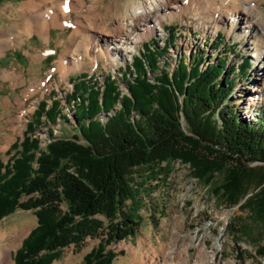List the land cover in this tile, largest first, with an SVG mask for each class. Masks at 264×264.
Wrapping results in <instances>:
<instances>
[{
  "label": "trees",
  "instance_id": "trees-1",
  "mask_svg": "<svg viewBox=\"0 0 264 264\" xmlns=\"http://www.w3.org/2000/svg\"><path fill=\"white\" fill-rule=\"evenodd\" d=\"M175 39L171 34L168 45ZM157 47L146 44L125 69L127 94L111 77L102 86L87 76L72 81L64 100L75 133L55 138L49 131L45 147L36 136L43 118L56 124L64 116L60 102H42L14 155L0 161V221L18 209L38 220L15 264H52L64 249L101 235L83 264H113L116 254L107 247L136 237L141 226L138 178L157 181L176 162L207 187L222 177L213 195L264 225V112L251 123L230 103L236 88L230 76L247 77L251 63L243 58L230 68L220 59L202 70V57L189 67L181 59L169 74L159 68L168 47ZM246 232L242 221L231 229L233 236Z\"/></svg>",
  "mask_w": 264,
  "mask_h": 264
},
{
  "label": "rangeland",
  "instance_id": "rangeland-1",
  "mask_svg": "<svg viewBox=\"0 0 264 264\" xmlns=\"http://www.w3.org/2000/svg\"><path fill=\"white\" fill-rule=\"evenodd\" d=\"M139 1L85 0L86 8L81 15L78 16L74 10L70 12L67 28L51 29L50 41L38 31L30 36L25 34L27 23L22 17L21 7L32 0H3L0 3V34L7 31L0 37V46L9 47L0 55L1 162L7 164L14 155L11 148L24 139L28 125L35 120L34 115L42 102L48 107L60 102L64 117L59 118L56 124L43 118L42 126L36 131L41 147L50 142L49 131L55 138L74 135L76 122L64 100L73 90L72 81L87 76V81L102 86L106 78L111 77L118 81L123 94H127L123 82L125 69L130 68L134 58L144 52L148 43L155 42L158 49L168 47V53L159 59V68L169 74L177 69L181 59L189 67L197 57H202L205 60L202 70L220 59L226 61L230 68L242 63L243 58L249 60L251 68L247 77L230 76L236 83L230 103L243 119L251 123L263 116L264 53L260 58L259 50H256L261 37L258 35L261 34L244 29L241 18L234 25L222 18L215 29L211 25L198 27L193 15L201 14L203 17L202 11L192 6L194 0L180 2L181 9L186 8V12L177 16L175 10H170L165 21L155 26L150 36L139 43L137 53L125 62L121 55L117 56L119 66L107 57H96V51L89 49L95 41L86 46L82 42L76 43L74 23L80 22V28L90 27L92 35H101ZM230 3H227V8ZM255 5L260 11L258 21L264 28V1L258 0ZM50 8L34 16L31 24L36 23L40 27L45 20V12ZM93 18L99 21L94 28L89 21ZM100 19H105V22ZM172 29L176 32L173 33ZM171 34L176 39L168 45ZM105 38L109 37L102 35V40ZM220 38L223 45L215 46L216 39ZM69 42L74 45L71 47ZM98 44L104 48L103 41ZM7 72L15 73V77H8ZM149 77L153 79L154 75ZM65 117L69 122L64 120ZM221 182L222 177L218 176L211 187L204 186L193 178L189 166L181 162L174 163L169 175L157 181L146 182L138 178V184L142 185L139 196L141 226L136 237L107 247L116 254L113 264H264V256L260 254L264 247V225L254 222L239 206L230 207L217 199L213 188ZM237 221L245 223L246 234H231ZM37 226L38 220L32 210L18 209L0 221V233L8 235L0 239V248L12 252L14 264L16 253ZM103 237L89 238L80 246L64 249L61 258L52 264H83L85 256L101 243ZM199 251H204V255L200 256Z\"/></svg>",
  "mask_w": 264,
  "mask_h": 264
},
{
  "label": "bare ground",
  "instance_id": "bare-ground-1",
  "mask_svg": "<svg viewBox=\"0 0 264 264\" xmlns=\"http://www.w3.org/2000/svg\"><path fill=\"white\" fill-rule=\"evenodd\" d=\"M34 1L39 3H35ZM188 1L189 0H140L121 18H118L117 21L114 22L115 24L112 26L113 29L111 27V29L107 30L108 32L105 30L107 32H104L105 34L92 35V30H89L90 27L80 28V22L74 23V38L77 44H81L82 42L84 46L90 44L92 40L93 42L95 41L94 46L90 45L89 49H94L96 51V57H107L111 59L115 65L119 66L120 63L117 56L121 55V60L125 62L128 57L137 53L139 43L145 37L150 36L155 26L160 25L163 20L165 21L166 14L170 10H175V15H183L186 12V8H184V10L181 9L179 3H186ZM197 1L199 2L196 3ZM257 1L258 0H210L209 4L205 6L208 0L203 2L201 0H194L192 6L198 11H202L204 14L203 17H200L201 14L193 15L194 23L198 27L201 25H211L212 28L215 29L218 25V21L222 18L230 20L233 25L241 18L245 24L244 29L248 31L254 30L256 33L258 31L260 32L261 35L258 36L261 37L256 50H259L258 57L262 58L264 53V28H262L263 25L261 26L258 21L260 11L255 5ZM228 2H231L229 8L226 6ZM46 8L50 9L45 12V20L42 25L40 27H37L36 23L32 25L31 19L41 12H44L43 9ZM85 8V0H32V2L26 4V6L21 7L22 17L27 23L25 34L30 36L38 31L45 40L50 41V31L52 28L64 30L67 28V18L70 12L74 10L79 16L84 12ZM89 21L93 28L96 23L99 22L98 19L96 20L95 18ZM101 21L105 22V19ZM5 34H7V31L2 33V35L0 34V37ZM102 35L109 38L102 40ZM101 41L104 42V48L98 46V42L101 43ZM69 45L72 47L74 43L69 42ZM7 48L5 46H0V55L4 54ZM110 65L112 64L110 63ZM6 74L8 77H15V73L13 72H7ZM254 90L257 92L260 91L259 89ZM258 100H260V98H258ZM7 236L5 232L0 233V239H5ZM199 253L200 256L204 255V251H199ZM0 264H14L12 261V252L0 248Z\"/></svg>",
  "mask_w": 264,
  "mask_h": 264
}]
</instances>
